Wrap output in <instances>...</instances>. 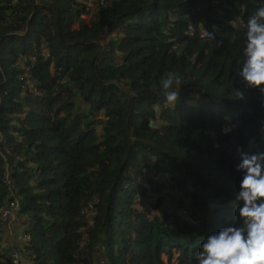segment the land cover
Instances as JSON below:
<instances>
[{"label": "trees", "instance_id": "obj_1", "mask_svg": "<svg viewBox=\"0 0 264 264\" xmlns=\"http://www.w3.org/2000/svg\"><path fill=\"white\" fill-rule=\"evenodd\" d=\"M259 6L0 0V264L14 227L29 264H196L235 219V147L264 144V93L234 73Z\"/></svg>", "mask_w": 264, "mask_h": 264}, {"label": "clouds", "instance_id": "obj_2", "mask_svg": "<svg viewBox=\"0 0 264 264\" xmlns=\"http://www.w3.org/2000/svg\"><path fill=\"white\" fill-rule=\"evenodd\" d=\"M243 63L234 72L247 89L264 93V6L245 24ZM208 38L213 33L205 32ZM182 80L169 72L160 81L166 104L177 106ZM177 89H180L179 91ZM244 97H241L243 99ZM227 134L230 129L222 130ZM238 185L232 197L235 219L207 235L196 254V264H264V144L235 147Z\"/></svg>", "mask_w": 264, "mask_h": 264}, {"label": "built area", "instance_id": "obj_3", "mask_svg": "<svg viewBox=\"0 0 264 264\" xmlns=\"http://www.w3.org/2000/svg\"><path fill=\"white\" fill-rule=\"evenodd\" d=\"M17 2V0H14ZM84 15V14H83ZM2 140V136H0V141ZM20 204L17 198L13 197L12 195L9 196V201L7 205L1 211V218L11 221L19 209ZM27 233H25L24 237H26ZM21 246H17L9 255L10 260L13 264H29L30 259L32 256H23V250ZM25 252V250H24Z\"/></svg>", "mask_w": 264, "mask_h": 264}, {"label": "rangeland", "instance_id": "obj_4", "mask_svg": "<svg viewBox=\"0 0 264 264\" xmlns=\"http://www.w3.org/2000/svg\"><path fill=\"white\" fill-rule=\"evenodd\" d=\"M160 210L162 211V209H160ZM165 212L166 213L171 212V215H174L173 208H171V209H167L166 208ZM181 217L183 219H185L186 218V214H185V216H183V214H182ZM20 228H21V232H24L26 230V225H21ZM16 234H18L17 227H14V231L8 232V234H7L8 235V237H7L8 244L11 241L14 240V238L16 237L15 236ZM163 258H164V261H165L166 264H179V261H178V253H175L174 258L172 259V261L169 260V257L167 255H164Z\"/></svg>", "mask_w": 264, "mask_h": 264}, {"label": "crops", "instance_id": "obj_5", "mask_svg": "<svg viewBox=\"0 0 264 264\" xmlns=\"http://www.w3.org/2000/svg\"><path fill=\"white\" fill-rule=\"evenodd\" d=\"M11 221H9L10 223L9 222L8 223L9 224H13L16 221L17 222L20 221V218L18 217V214L17 213H16L15 217ZM9 230L10 229H7V231L4 234V236H5V242H7V243H8V240H7L8 235L7 234H8V232H10ZM17 230L19 231L20 229L17 227ZM15 236L16 237L14 238V240L11 241L9 244L16 245V246H21V243H23V241H22L20 235L19 234H16Z\"/></svg>", "mask_w": 264, "mask_h": 264}]
</instances>
